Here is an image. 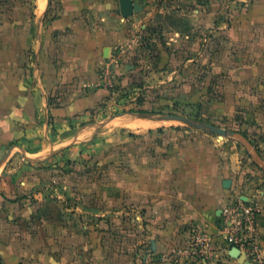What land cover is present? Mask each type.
Masks as SVG:
<instances>
[{"label": "rangeland", "instance_id": "rangeland-1", "mask_svg": "<svg viewBox=\"0 0 264 264\" xmlns=\"http://www.w3.org/2000/svg\"><path fill=\"white\" fill-rule=\"evenodd\" d=\"M135 2L142 11L135 14L134 23L140 22L141 28L134 30L128 45L118 49L114 73L103 79L111 92L109 103L104 104L100 117L92 111L84 121L68 126H85L88 142L69 141L44 164L33 163L38 157L28 159L27 171L35 169L29 180L33 178L37 185L16 191L15 198L30 197L34 214L48 226L63 222L72 231L79 256L76 264H235L228 254H215L210 248L206 254L194 250L199 230L191 224L163 222L168 211L156 205L155 188L159 166L171 157L162 150L168 149L173 134L204 133L228 143L233 153H240L239 165L247 175L242 180L252 182L257 190L253 198L242 195L240 199L259 209L264 237V204L259 197L264 194V183L259 185L254 174L264 177V171L243 145L185 122L162 119L178 116L243 132L238 125L237 99H245L251 111L252 94L238 90L237 79L243 45L249 44L251 52V0ZM188 58L192 59L189 64ZM145 64L163 73H153L148 79L140 72L134 77L125 74L127 65ZM222 105L233 107L229 116L222 114ZM143 120L153 122L142 126ZM60 128L49 116L48 155ZM249 142L257 151L255 143Z\"/></svg>", "mask_w": 264, "mask_h": 264}, {"label": "crops", "instance_id": "crops-1", "mask_svg": "<svg viewBox=\"0 0 264 264\" xmlns=\"http://www.w3.org/2000/svg\"><path fill=\"white\" fill-rule=\"evenodd\" d=\"M250 4L251 52L249 44L246 48L244 44L237 83L243 94H252V110L245 99H237L238 125L243 133L252 132L245 137L263 158L264 0ZM132 16L121 17L118 0H0V264H76L79 256L72 231L63 222L48 226L34 214L33 199L19 200L14 193L37 185L33 178L29 180L35 169L27 171L28 159L38 157L33 163L44 164L67 142H88L85 126H68L84 121L92 111L100 117L109 103L111 92L103 79L114 73L118 49L128 45L134 30L141 28L140 22L134 23L136 15ZM191 61L188 58L186 63ZM162 62L158 60L164 66ZM156 71L148 64L127 65L125 74L134 77L140 72L148 79L163 73ZM221 108L226 116L233 110L228 105ZM49 116L61 127L49 144L51 155ZM171 137L168 149L162 150L171 157L159 166L156 178V205L168 211L162 221L191 224L213 240L211 251L227 256L228 246L217 236L221 210L230 200L242 195L253 198L257 191L252 182L242 180L247 175L239 165L240 153L204 133L185 131ZM14 146L18 149L3 160ZM254 174L262 185L263 175ZM259 197L264 204V194ZM258 225L264 257L260 219Z\"/></svg>", "mask_w": 264, "mask_h": 264}, {"label": "built area", "instance_id": "built-area-1", "mask_svg": "<svg viewBox=\"0 0 264 264\" xmlns=\"http://www.w3.org/2000/svg\"><path fill=\"white\" fill-rule=\"evenodd\" d=\"M259 209L240 198L230 200L220 213L217 236L228 248H236L249 264H264L263 246L259 232ZM195 247L200 253H209L213 240L203 231L195 236Z\"/></svg>", "mask_w": 264, "mask_h": 264}, {"label": "water", "instance_id": "water-1", "mask_svg": "<svg viewBox=\"0 0 264 264\" xmlns=\"http://www.w3.org/2000/svg\"><path fill=\"white\" fill-rule=\"evenodd\" d=\"M119 2V13L122 18L127 19L128 17H131L134 14H137L142 11V7L135 2V0H118ZM163 120H170V121H181L188 123L200 130L211 132L212 134H215L222 138H230L235 139L237 142H239L245 150L248 152L252 160L255 162L256 165H258L263 171H264V161L261 159V157L258 155L257 151L255 150L254 146L250 144L248 139L243 136L241 133L237 131L227 130L224 128L216 127L214 125L209 124H198L195 123L189 119L178 117V116H165L162 117ZM18 149L17 146L12 147L8 153L5 155L4 159L7 158L10 152L13 150ZM229 181H225L224 185L228 187ZM228 256L232 259L239 260L242 262V264H249L248 262L244 261V257L240 254V252L236 248H228Z\"/></svg>", "mask_w": 264, "mask_h": 264}, {"label": "bare ground", "instance_id": "bare-ground-1", "mask_svg": "<svg viewBox=\"0 0 264 264\" xmlns=\"http://www.w3.org/2000/svg\"><path fill=\"white\" fill-rule=\"evenodd\" d=\"M142 121V120H141ZM148 120H143V122H141V125L142 126H146V125H148L149 123H152L153 122V120H152V122L150 121V122H147ZM150 125V124H149Z\"/></svg>", "mask_w": 264, "mask_h": 264}, {"label": "trees", "instance_id": "trees-1", "mask_svg": "<svg viewBox=\"0 0 264 264\" xmlns=\"http://www.w3.org/2000/svg\"><path fill=\"white\" fill-rule=\"evenodd\" d=\"M142 114H146V113H142ZM237 132L241 133L243 136H245V134L239 130H237Z\"/></svg>", "mask_w": 264, "mask_h": 264}]
</instances>
